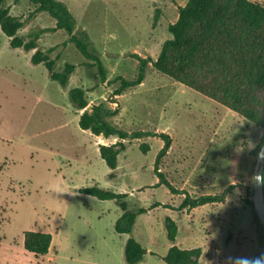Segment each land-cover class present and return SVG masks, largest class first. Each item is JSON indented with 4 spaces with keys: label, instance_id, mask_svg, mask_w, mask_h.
Listing matches in <instances>:
<instances>
[{
    "label": "rangeland",
    "instance_id": "obj_1",
    "mask_svg": "<svg viewBox=\"0 0 264 264\" xmlns=\"http://www.w3.org/2000/svg\"><path fill=\"white\" fill-rule=\"evenodd\" d=\"M58 1L88 33L107 80L102 82L98 70L66 44L65 31H53L56 21L49 14L27 0L6 1L11 15L24 22L18 35L38 41L31 52L13 49L0 27V264H127L129 239L151 253L141 264H166L163 258L172 247L168 218L178 226L175 245L201 249V264H254L264 248L248 202L257 162L252 152L263 130L151 63L141 86L116 95L120 78L134 81L141 60L158 59L172 39L169 27L178 20L179 7L189 0ZM249 1L264 6V0ZM36 51H51L58 73L66 64L76 66L67 88L53 81L43 64L32 63ZM74 88L86 91L88 111L105 105L116 112L108 120L120 130L168 135L172 145L159 173L179 193L157 176L155 164L165 147L160 137L126 141L111 178L99 146L118 139L81 129L84 111L75 108L69 95ZM143 145L149 152L142 151ZM232 185L236 188L224 203L178 211L186 195L220 196ZM93 187L126 194L129 211L148 213L138 215L130 234H118L116 223L124 213L120 202L80 193ZM28 231L52 235L48 256L37 259L25 250Z\"/></svg>",
    "mask_w": 264,
    "mask_h": 264
},
{
    "label": "trees",
    "instance_id": "obj_2",
    "mask_svg": "<svg viewBox=\"0 0 264 264\" xmlns=\"http://www.w3.org/2000/svg\"><path fill=\"white\" fill-rule=\"evenodd\" d=\"M6 1L0 0V27L11 40V47L24 49L27 52L36 50L38 37L26 40L18 35L24 27V22L11 15L10 9L6 7ZM27 1L38 11L49 14L56 21V28L53 31H65L69 36L66 44H73L89 62L87 66L96 68L101 81L105 82L108 72L101 56L88 33L77 27V22L67 6L58 0ZM169 32L172 39L164 43L158 59L141 60L138 77L134 81L120 78L122 86L116 95L121 96L126 90L141 86L145 81L146 67L151 63L159 73L228 108L262 129V141L252 152L257 159L264 146V6L249 0H189L184 7H179L178 20L170 25ZM49 53L36 51L32 63L43 64L51 79L63 88H67L76 66L66 64L63 72L58 73L56 61L50 58ZM69 95L75 108L84 111L79 121L82 130L90 131L93 135L104 139H118L115 144L99 146L101 158L112 170L111 178H115L114 172L118 168L119 156L127 149L126 141L160 137L165 141V147L158 155L155 164L157 176L160 183H163L162 185L173 194L179 193L159 173L160 162L169 153L172 145L168 135L148 132L131 134L122 131L109 122V117L115 116L116 112H111L107 106L99 105L92 111L87 110L89 103L85 90L74 88ZM141 149L147 153L150 147L143 145ZM235 188L236 185L228 187L220 196L192 199L186 195L178 211L224 203ZM80 193L101 201L120 202L124 213L116 223L115 230L118 234H130L138 215L148 213L146 209H141L138 213L129 211L125 201L128 197L126 194H116L98 187L83 189ZM250 198L248 203L260 227L264 248V228L254 207L253 193ZM160 206L162 205L157 204L156 208ZM166 232L168 241L172 244L166 257L163 258L166 264H201L203 255L201 249L183 250L175 245L178 226L170 218L166 220ZM52 241V235L48 233L28 231L24 235L25 250L37 259L49 255ZM147 255L148 251L140 243L134 239L128 240L125 248L127 264H141ZM263 258L264 249L262 257L254 264H260Z\"/></svg>",
    "mask_w": 264,
    "mask_h": 264
},
{
    "label": "water",
    "instance_id": "obj_3",
    "mask_svg": "<svg viewBox=\"0 0 264 264\" xmlns=\"http://www.w3.org/2000/svg\"><path fill=\"white\" fill-rule=\"evenodd\" d=\"M264 146L262 147L254 169L253 202L257 216L264 228ZM260 264H264V258Z\"/></svg>",
    "mask_w": 264,
    "mask_h": 264
},
{
    "label": "crops",
    "instance_id": "obj_4",
    "mask_svg": "<svg viewBox=\"0 0 264 264\" xmlns=\"http://www.w3.org/2000/svg\"><path fill=\"white\" fill-rule=\"evenodd\" d=\"M150 253V251H148V254ZM151 254V253H150ZM145 261V260H144Z\"/></svg>",
    "mask_w": 264,
    "mask_h": 264
}]
</instances>
